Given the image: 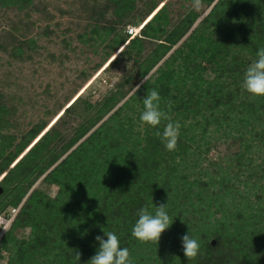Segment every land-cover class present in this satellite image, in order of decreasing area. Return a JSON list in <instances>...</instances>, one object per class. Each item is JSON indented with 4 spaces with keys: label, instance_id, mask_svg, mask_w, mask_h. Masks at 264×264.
<instances>
[{
    "label": "trees",
    "instance_id": "1",
    "mask_svg": "<svg viewBox=\"0 0 264 264\" xmlns=\"http://www.w3.org/2000/svg\"><path fill=\"white\" fill-rule=\"evenodd\" d=\"M202 1L213 3L204 15L189 8L171 22L154 0H92L84 39L107 40L102 61L116 51L107 65L130 67L100 98L77 95L49 126L40 119L12 132L0 92V217L16 209L0 224V264H88L104 231L135 264H264V97L241 86L264 47V0ZM152 89L181 124L175 151L140 122ZM160 203L173 224L158 245L139 242L138 210ZM188 232L200 244L195 260L183 254Z\"/></svg>",
    "mask_w": 264,
    "mask_h": 264
},
{
    "label": "rangeland",
    "instance_id": "2",
    "mask_svg": "<svg viewBox=\"0 0 264 264\" xmlns=\"http://www.w3.org/2000/svg\"><path fill=\"white\" fill-rule=\"evenodd\" d=\"M154 1L156 8L163 6L171 22L193 8L192 0ZM91 5L92 0H31L23 9L0 7V92L13 112L12 132L19 134L40 119L49 126L77 95L100 98L130 67V61L107 65L116 51L102 61L110 52L107 40H85ZM208 8L202 1L198 11L204 15ZM97 63L102 65L94 69ZM78 120V116L70 118L73 124ZM219 146L223 149L225 144ZM54 191V187L49 190ZM10 218L0 221L2 228L9 226ZM18 234L27 236L28 229ZM6 256L4 251L0 262Z\"/></svg>",
    "mask_w": 264,
    "mask_h": 264
},
{
    "label": "clouds",
    "instance_id": "3",
    "mask_svg": "<svg viewBox=\"0 0 264 264\" xmlns=\"http://www.w3.org/2000/svg\"><path fill=\"white\" fill-rule=\"evenodd\" d=\"M202 0H192V7L199 10ZM147 78L141 80L135 87V93L146 83ZM242 89L251 97H264V47L258 49L256 59L247 67L243 75ZM162 98L156 89L150 90L143 97V110L140 122L155 129L154 135L160 139L167 151H175L181 124L173 121L170 116L172 101H167V110L161 107ZM161 125H163L161 130ZM138 219L132 227L131 235L141 243L159 244L162 233L171 227L173 219L167 211V204L154 205L150 211L145 206L138 210ZM104 231V230H103ZM104 237L97 235L95 240L99 243L96 254L91 257L88 264H135L130 251L121 247L119 237L112 231H104ZM183 254L187 260H195L200 253V244L190 233L181 237ZM81 254L77 252L76 259L80 260Z\"/></svg>",
    "mask_w": 264,
    "mask_h": 264
},
{
    "label": "built area",
    "instance_id": "4",
    "mask_svg": "<svg viewBox=\"0 0 264 264\" xmlns=\"http://www.w3.org/2000/svg\"><path fill=\"white\" fill-rule=\"evenodd\" d=\"M140 26L138 27H135V26H130V27H127L126 31L129 35V37H131L132 35H134L138 29H139ZM4 219L0 217V221H3Z\"/></svg>",
    "mask_w": 264,
    "mask_h": 264
},
{
    "label": "water",
    "instance_id": "5",
    "mask_svg": "<svg viewBox=\"0 0 264 264\" xmlns=\"http://www.w3.org/2000/svg\"><path fill=\"white\" fill-rule=\"evenodd\" d=\"M214 1H215V0H214ZM212 4H213V3H212ZM212 4H211V5H212ZM211 5L209 6V8L211 7ZM209 8H208V9H209ZM205 13H206V12H205ZM205 13H204V14H205ZM11 219H12V217L10 218V221H11ZM4 229H5V228H2L1 232H2Z\"/></svg>",
    "mask_w": 264,
    "mask_h": 264
}]
</instances>
